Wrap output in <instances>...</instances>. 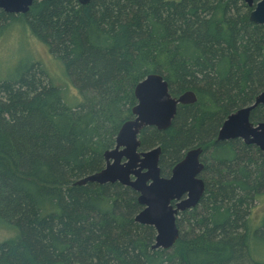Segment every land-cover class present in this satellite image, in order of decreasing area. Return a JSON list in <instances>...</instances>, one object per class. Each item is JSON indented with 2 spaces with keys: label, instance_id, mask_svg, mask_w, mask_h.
Here are the masks:
<instances>
[{
  "label": "trees",
  "instance_id": "obj_1",
  "mask_svg": "<svg viewBox=\"0 0 264 264\" xmlns=\"http://www.w3.org/2000/svg\"><path fill=\"white\" fill-rule=\"evenodd\" d=\"M250 9L243 0H34L24 14L0 9V33L27 25L67 79L56 85L34 60L0 78V228L15 232L0 242V264H264V215L258 228L237 231L264 188V155L214 140L226 116L264 90V26L249 20ZM148 74L196 101L180 104L167 129L143 128V146L159 145L166 163L186 148H213L201 202L180 214L194 228L168 249H152L154 228L134 221L141 205L130 187L74 184L102 168ZM251 117L263 120L264 108Z\"/></svg>",
  "mask_w": 264,
  "mask_h": 264
},
{
  "label": "water",
  "instance_id": "obj_2",
  "mask_svg": "<svg viewBox=\"0 0 264 264\" xmlns=\"http://www.w3.org/2000/svg\"><path fill=\"white\" fill-rule=\"evenodd\" d=\"M34 0H0V9L8 14L26 13ZM86 4L89 0H77ZM252 7L249 20L264 25V0H243ZM135 105L131 109L133 118L126 120L119 128L113 148L104 152L105 166L101 170L77 179L74 184L87 182L97 184L115 183L128 186L139 193L138 204L142 209L134 216V221L152 226L155 230L152 249H168L179 238L176 227V215L194 206L203 192V185L195 175L200 169L197 157L200 148H193L185 153L184 158L172 169L169 179L159 175L157 166L160 147L137 151L140 141L138 133L146 126L164 130L170 126L180 104H191L196 101L191 90L173 97L168 83L158 74H148L134 87ZM259 104H264V90L258 93L253 102L229 114L217 133V139L239 137L246 143L257 145L264 151V122L254 125L249 121L250 112ZM122 147L121 150L119 148ZM125 161L121 162V158ZM145 170L144 173H141ZM131 174L135 177L131 179ZM147 181H150L147 184ZM187 192V198L170 205Z\"/></svg>",
  "mask_w": 264,
  "mask_h": 264
},
{
  "label": "rangeland",
  "instance_id": "obj_3",
  "mask_svg": "<svg viewBox=\"0 0 264 264\" xmlns=\"http://www.w3.org/2000/svg\"><path fill=\"white\" fill-rule=\"evenodd\" d=\"M28 60L41 63L47 71L48 76L53 78L52 81L56 85L59 83L63 85L66 84L65 82L67 79L62 72L61 64L52 58L47 48L30 33L28 26L18 23L8 24L3 29V32L0 33V78H4L10 74L17 63ZM68 93L70 95H67V102L72 103L76 91L69 86ZM251 152L255 154L253 148H251ZM247 207L237 230L239 233L249 227H251V229L259 227V221L264 215V188L260 191L257 198L255 196L253 197ZM175 223L179 235L180 233L181 235L183 233H191V228H194V224L188 221L184 222L180 214L176 215ZM262 232H264V230ZM14 238V231L0 228V242L12 240ZM250 260L249 257H243L240 261L231 264H252Z\"/></svg>",
  "mask_w": 264,
  "mask_h": 264
},
{
  "label": "flooded vegetation",
  "instance_id": "obj_4",
  "mask_svg": "<svg viewBox=\"0 0 264 264\" xmlns=\"http://www.w3.org/2000/svg\"><path fill=\"white\" fill-rule=\"evenodd\" d=\"M249 7V6H248ZM249 8H252V7H249ZM251 10V9H250ZM263 91V90H262ZM172 95V94H171ZM173 96V95H172ZM173 97H177V96H173ZM179 106V105H178ZM178 106H177V108H178ZM259 106H262V108H264V104H259V105H257L252 111H254L257 107H259ZM177 111V110H176ZM252 111L250 112V115H249V121L250 122H252L254 125H257L258 123H260V122H264V119L263 120H259V121H256V120H254V119H252V117H251V114H252ZM231 114V113H230ZM228 116V115H227ZM226 116V117H227ZM133 118V117H132ZM224 121V120H223ZM222 121V122H223ZM172 123V122H171ZM222 124V123H221ZM171 125V124H170ZM221 126V125H220ZM219 126V127H220ZM146 127H152V126H146ZM219 127L217 128V131H216V136H215V142H228V141H235V142H239L240 144H242V145H246V146H249L250 148H253L254 149V152H256V151H259L261 154H263L264 155V151L261 149V148H259L257 145H255V144H252V143H246L243 139H241V138H239V137H234V138H227V139H222V140H218L217 139V133H218V130H219ZM143 128H145V127H143ZM142 128V129H143ZM155 128V127H154ZM168 128V127H167ZM166 128V129H167ZM142 129H140V131H139V133H138V139H139V141H140V144H139V147L137 148V151L139 152V151H144V150H147V149H150V148H153V147H155V146H159V145H152V146H148V147H144L143 146V144H142V142H141V138H140V133H141V131H142ZM156 129V128H155ZM157 130V129H156ZM165 130V129H164ZM158 131H162V130H158ZM114 145H115V143H114ZM114 145H113V147H114ZM112 147V148H113ZM160 147V146H159ZM193 148H200V152H199V154H198V157H197V161H198V164H200V169H199V171H198V173L195 175V178L196 179H198V180H200L201 181V183H202V185H203V192H202V194H201V196L199 197V199H198V201H197V203L194 205V206H191V207H189V208H187V209H184V210H182V211H178L177 212V214H182V213H184L185 211H188V210H191V209H193V208H195L196 206H198L199 204H200V202H201V198H202V196H203V194H204V192H205V189H206V187H207V184H208V182H209V177H208V175H207V172H210V161H211V159H212V157H207V151H208V149H211L212 147H210V148H204V147H202V146H193V147H190V148H186V149H183L182 151H181V153H180V155L175 159V160H173V161H171V162H168V163H166L165 161H164V159H162V156H161V147H160V154H159V156H158V161H157V166H158V168H159V175L161 176V177H164V178H167V179H169L170 177H171V175H172V169H173V167L177 164V163H179L183 158H184V156H185V153L188 151V150H190V149H193ZM111 149V148H110ZM122 149V147H120L119 148V150H121ZM212 150H213V148H212ZM103 159H104V156H103ZM126 159H125V157H122L121 158V162H123V161H125ZM212 162V161H211ZM105 159H104V164H103V166H102V168H104V166H105ZM101 168V169H102ZM100 169V170H101ZM144 171L145 170H142L141 171V173H144ZM94 173V172H93ZM132 178H135L132 174H131V179ZM150 183V181H147V184H149ZM134 191V190H133ZM136 192V191H135ZM137 193V192H136ZM138 195H139V193H137V197H138ZM187 198V192H184V194L183 195H181V197L178 199V200H172V201H170V205L173 207V208H175V204L176 203H179V202H181L182 200H184V199H186ZM140 205V204H139ZM141 209H142V206H141Z\"/></svg>",
  "mask_w": 264,
  "mask_h": 264
},
{
  "label": "bare ground",
  "instance_id": "obj_5",
  "mask_svg": "<svg viewBox=\"0 0 264 264\" xmlns=\"http://www.w3.org/2000/svg\"><path fill=\"white\" fill-rule=\"evenodd\" d=\"M264 26V25H263Z\"/></svg>",
  "mask_w": 264,
  "mask_h": 264
}]
</instances>
